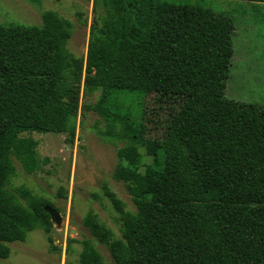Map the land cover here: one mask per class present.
<instances>
[{
    "label": "trees",
    "instance_id": "16d2710c",
    "mask_svg": "<svg viewBox=\"0 0 264 264\" xmlns=\"http://www.w3.org/2000/svg\"><path fill=\"white\" fill-rule=\"evenodd\" d=\"M94 4L103 11L85 58L68 50L73 23L53 10L41 25L0 23V259L9 243L54 228L52 201L26 185L8 189L12 156L30 174L42 168L39 141L24 133L74 142L81 97L99 91L82 115L93 110L106 122L97 134L129 142L113 177L126 183L136 211L107 190L121 237L91 212L84 224L112 262L85 238L79 264H264V104L226 95L233 18L163 0ZM150 94L184 101L163 138L148 137ZM140 146L152 158L144 168Z\"/></svg>",
    "mask_w": 264,
    "mask_h": 264
},
{
    "label": "rangeland",
    "instance_id": "374dc122",
    "mask_svg": "<svg viewBox=\"0 0 264 264\" xmlns=\"http://www.w3.org/2000/svg\"><path fill=\"white\" fill-rule=\"evenodd\" d=\"M174 4H199L222 12L235 23L234 58L227 80L226 95L237 101L264 104V2L250 0H163ZM47 10L57 12L73 23V34L68 50L79 57H86L91 25L103 11L95 8L94 0H0V23L35 26L42 24ZM99 91L88 97L82 95L78 128L74 142L65 134L26 131L39 141L38 151L42 168L28 173L21 161L12 156L16 174L11 178L9 190L26 185L35 193L47 197L55 205L52 210L54 228L46 233L36 228L28 233L25 241L9 243L11 254L0 259V264H79L82 241L93 240L97 249L109 263L112 258L105 245L100 244L84 224L91 212L99 223L110 228L114 238L121 237L120 214L115 210L106 191L115 192L129 211L136 205L126 183L113 177L120 162L118 149L129 142L106 138L97 129H106L104 118L86 111L83 104L97 101ZM158 95L146 98L145 123L150 138H163L174 112L180 110L183 100H158ZM143 166L152 158L140 146ZM52 239V240H51ZM70 239L71 248H68Z\"/></svg>",
    "mask_w": 264,
    "mask_h": 264
},
{
    "label": "water",
    "instance_id": "95a60500",
    "mask_svg": "<svg viewBox=\"0 0 264 264\" xmlns=\"http://www.w3.org/2000/svg\"><path fill=\"white\" fill-rule=\"evenodd\" d=\"M53 209L50 210V212H52ZM52 218H53V215H52Z\"/></svg>",
    "mask_w": 264,
    "mask_h": 264
}]
</instances>
